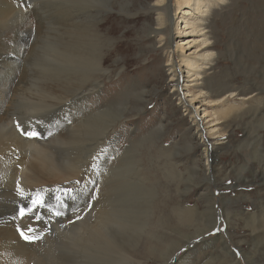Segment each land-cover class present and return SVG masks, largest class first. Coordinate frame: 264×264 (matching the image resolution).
I'll return each instance as SVG.
<instances>
[{
  "label": "rangeland",
  "instance_id": "rangeland-1",
  "mask_svg": "<svg viewBox=\"0 0 264 264\" xmlns=\"http://www.w3.org/2000/svg\"><path fill=\"white\" fill-rule=\"evenodd\" d=\"M195 1L169 0L173 22L171 37L152 32L158 29L157 15L144 10L145 4L152 8L162 5L164 0H124L123 7L111 10L116 18L107 29L112 30L116 41L124 40L119 46V55L108 63L115 65L120 60L117 70L110 74L111 82L120 72L126 69L129 72L124 74L119 89L113 88L111 83L105 85L101 98H108L99 102L122 100L128 83L138 80L147 84L154 95L141 114L124 121L115 143L122 152L135 155L131 162L137 165L134 167L139 168L150 186L149 208L142 211L150 222L147 233L157 235L156 239H151L145 231L143 235H135L138 245L129 246L133 260L126 264H158L160 252L165 248L169 250L172 241L188 237L190 244L178 251L176 264H230L232 258L235 264H264V230L256 232L255 239L251 232L257 222L264 223V0H199L202 10L206 11L203 14L197 10ZM206 4L210 9L204 7ZM204 19L208 20V27L200 32L204 34H193L197 31L192 30V22ZM68 23L69 0H0V124L4 125L5 134L1 138L0 132V139L5 155L7 153L6 161L0 163V244L4 242L0 245V264H123L115 248L121 237L126 238L125 233H120L112 222L104 221L100 225V207L95 203L87 205L100 183L103 167L100 165L96 170L98 175L92 178L96 182L93 189L80 198L74 191L50 190L54 183L47 181L59 177L63 183L73 169L87 161V139L95 134L94 122L93 126L87 121L76 123V128L64 139L44 146L43 154L26 139L31 137L27 133H33L32 126L38 128L37 123L47 117L46 113L51 121V109L84 84L81 72L69 77V63L62 49L69 42ZM149 24L150 31H146ZM205 34L210 38L206 39ZM34 36H42L44 42H36ZM213 44L211 59L214 61L206 63L207 49ZM181 47L185 57L202 59L200 62L207 70L205 77L203 73L198 80L190 81L196 76L190 77L192 73L184 66ZM201 54L206 55L201 57ZM170 62L180 66L177 68L181 95H173L175 78ZM204 78L215 94L208 96L196 91L191 100L186 90L197 84L202 86ZM30 83L36 85L38 93H34ZM189 107L193 114L188 112ZM174 109L176 117H171ZM80 115L82 111L76 113ZM138 117L141 118L136 119ZM161 117L169 129L159 136H149V129ZM103 119L104 116L101 121ZM194 120L200 122L206 133L215 123H219L222 131L216 138L207 135L206 142L219 148L214 159L210 158L213 167L210 177L198 175L196 157L189 151L190 137L194 143L199 140V152L205 149ZM59 126L69 130L64 125ZM19 156L41 172L43 177L39 182L29 179L30 171H20V177L18 174L5 177L12 160L15 162ZM97 157L100 158L99 153L94 155ZM115 164L114 158L110 168ZM56 165L62 169L58 167V171ZM127 173L125 171L124 177ZM109 174L112 179L120 177L119 169H109ZM72 178L73 184L81 182L80 178ZM206 180L211 186L218 220L216 227L198 242L193 241L196 228L192 224L198 225L200 221L191 214V220L185 222L187 226H181L176 210L185 209L187 203L202 207L204 202L197 192L207 186ZM198 182L200 185L193 190ZM123 196L113 191V199H104L107 202L99 204L123 206L128 201ZM183 197L185 200L181 203ZM38 199L44 201L43 206H33V201ZM77 204L84 207L86 216L69 218L66 210ZM224 208L229 219L220 215ZM21 209L25 210L23 215ZM38 212L44 213L34 225L33 216ZM29 227L34 229L29 231ZM21 232L32 239L25 240ZM106 233L114 235L115 244L104 237ZM220 235L224 236L234 256L220 251Z\"/></svg>",
  "mask_w": 264,
  "mask_h": 264
},
{
  "label": "bare ground",
  "instance_id": "bare-ground-1",
  "mask_svg": "<svg viewBox=\"0 0 264 264\" xmlns=\"http://www.w3.org/2000/svg\"><path fill=\"white\" fill-rule=\"evenodd\" d=\"M216 1L219 2L223 0ZM195 4L197 6V10L201 14L206 12L202 10L203 7L201 6V1L196 0ZM213 4H215V2ZM124 5V0H69V42L65 43L62 46V49L64 50L67 61L69 63V77L77 75L78 72H81V74L84 76L85 81L82 87L74 95H69V97H65L64 101L58 100V105H56V107L53 109L50 108L53 113H51V121L49 120L48 113H46L48 118H44L43 116L44 119L37 123L39 129L31 125L33 128L32 132L36 133L37 135H31V137L29 138L27 136L26 139H28L27 143L30 142L31 147L32 145L37 146L40 149V152L43 154L44 146H47L52 142L54 143L55 141H58L61 138L64 139V136L68 132L76 128V123L87 121L88 124L93 126L94 122L95 134L94 136L92 135V137L90 136V138L87 139V161L85 160V163L73 169V172L69 176V178H67V181L62 183V181L58 180L59 177H51L47 181L54 183L50 185L52 186L50 190H53L55 192L65 191L68 193H73L74 191L76 195H80L78 196L80 198L83 196V194L85 195L93 189L96 182L92 178L98 175V171L96 170L99 168V166L101 165L103 167V171L101 173V176L99 177L100 183H97V187L95 188V194L92 198H90L89 202H87V205L92 206L93 203H95L97 206L100 207V216L102 221L100 225H102L104 221L112 222L116 224L120 233H125L126 238L121 237L117 248H115V251L120 256L118 260L123 264H126L127 262H131L133 260L132 256H130L131 253L129 254V246L132 247V245L134 244L133 246L135 247V245H138L135 242V235H143L142 233L144 231L147 233V229L150 226L149 218L143 212V208H149V203H147V195L150 193L151 189L150 186L146 184V178L142 176L139 171V168L134 167L135 163H132L133 160H135V155L131 154L129 151L122 152L120 148L116 146L115 143L117 142L119 132L122 130L124 121L129 117H136L141 114V112L147 108L146 105L153 100L154 95L152 93V89L149 88L147 84L138 80V82H127L129 87L127 88V90H125L124 97L122 100L108 99L106 101L104 100L99 102V99L108 98L107 96L101 98L104 86L111 83L114 84L113 88L118 87L119 89L124 74L129 72L128 69H126V72H120L118 74V78L114 80V82H111L110 74H114V70H117L120 65L118 64L120 60L118 62L116 61L115 65H109L108 63L111 62L113 56L119 55V46L121 45L122 40L118 41L117 39L116 41L112 30L107 29V27L116 18L115 13L111 10H114L115 7L121 8ZM145 5L144 10L147 13L154 11V13H156L157 15L156 23L158 24V29H154L152 32L160 33L162 35H166L167 37H171V29L173 26V22L171 20L172 7L169 4V0H164V3L162 5L154 6L152 8H148ZM180 7L181 4L179 5L178 9ZM204 7L210 9V6L208 4H206ZM184 12L187 13V11ZM175 14H177V12ZM192 24V30L197 31L193 34L202 35L204 34V32H200L203 31L206 27H208V20H195L192 22ZM149 26L150 24L148 25V27H146V31L150 29ZM205 35L206 39L210 38L209 34ZM34 39L36 40V42L39 43L44 42L42 36H34ZM168 40L169 38L165 39V47L168 44ZM214 46L215 45L213 44L207 49L208 61L206 63L214 61L213 59H211L214 53ZM180 50V57L183 58L182 60L185 63L184 66L188 69V73H192L190 77L196 76L190 81L198 80L200 75H202L203 73L205 77L207 70L205 69L206 67H203V64L200 62V60L202 59H197L190 55L185 57L182 54V47L180 48ZM205 55L206 54H201L200 56L202 57ZM123 65H126V63H123ZM177 67L180 68V66H177L175 62H170V69H172L173 79L175 78L173 95H181L182 89V86L179 83V68ZM30 85L34 87V93H38V91H36V85H34V83H30ZM186 91L187 94L191 96V100L193 96L197 93H202L208 96H213L215 94V92L212 91L208 85V79H205L202 86H199L197 84L196 87H189ZM196 91L198 92L196 93ZM50 97H54V95H50ZM91 104L93 105L91 106ZM187 110L190 114L194 113L193 109H191L190 107L189 109L187 108ZM80 111H82V116H76V113ZM176 113L177 110L174 109L171 117H176ZM103 116L104 121H101ZM141 117H138L136 119H140ZM162 119L163 117L160 118L157 124H155L152 128L149 129V136H159L160 134H163L164 131L169 129V125L163 123ZM166 119L170 118L166 117ZM194 123L196 126L197 134H199L203 138L202 142L204 143L203 146H205V149L202 152H199V140L194 143L192 139L193 137H190L189 143L191 145L189 146V151L193 157H196L197 162L195 171L198 173V175L200 173V175L204 178L208 176L210 177V173L213 172V167L211 166L210 158L211 160L214 159V157L217 155L219 148L215 147L214 144L209 145V143L206 142L207 135H214V138H216L217 135L219 136L222 133V131L218 128L219 123L210 125L208 133H206L205 130L202 129L199 121L194 120ZM59 124L64 125L66 128H69V130L66 131L62 129ZM3 127L4 125L0 124L1 138L5 137V134L3 133ZM188 128L190 129L191 125L188 126ZM6 135H8V133H6ZM1 143L2 141L0 139V163H2L4 160L6 161L5 158H7V153L5 155ZM97 153H99L100 158H94V155L96 156ZM12 155L13 157H15L16 153ZM46 157H48V155H46ZM114 158L116 159V164L113 165L112 168H110L109 164ZM12 161L13 163L10 164V169L7 173H5V177H14L17 174L18 177H20V171L21 173L22 171L24 173L30 171L31 174L29 175V179L34 181L35 183L39 182L40 179L43 177L41 172L36 169V167L34 168L32 166H29L25 162V159L23 157L19 156L17 157V159H15V162L14 160ZM50 161H52V159H50ZM52 163H54V161H52ZM201 163L204 164L201 165ZM58 167H60V165H56V169H58ZM60 169H62V167H60ZM60 169H58V171H60ZM109 169H119L120 177L118 180L117 177H115L116 179L114 177L112 179V175L109 174ZM125 171H128V173L126 174L127 176L124 177ZM72 177L80 178L81 182L73 184ZM200 183L201 182L195 183L193 190H195L200 185ZM205 183L207 184V186L204 187V189H202L201 191L198 190L197 192L199 198L204 202L202 207H199L197 203L194 204V207L187 203L188 205H185V209L180 207L178 210H176L177 217L179 218V221L182 224L181 226H187L185 222L187 220H191V214L193 217L200 221L198 225L192 224V226L196 228V232L193 235V238H195V240L193 241L198 240V242L203 241V237L206 235V233L216 227L218 220V214L214 207V198L211 192V186L208 180H206ZM113 191H118L122 193L124 195L123 198L128 201H126L123 206H121L120 204H115V206H112L108 203L104 204L103 202L102 205H100L99 203L101 201H104V199H113ZM183 200H185L184 197L182 198L181 203H184ZM262 210H264V207L262 208ZM148 211L150 210L148 209ZM83 212L84 207L82 208L78 204L70 206V208L66 210V214L69 216V218H81L86 216L83 214ZM43 213L38 212L36 216H33V221L32 219L31 221L34 223V225L40 221L43 216ZM49 214H52V212H49ZM220 215L229 219L225 208ZM153 220H151V222ZM30 229L33 230L34 227L33 229L29 227V230ZM261 229L264 230V223L260 224L259 221L257 222L256 227L251 231L253 234V239L256 238V232L259 233ZM106 231H108V227H106ZM175 232L179 233L180 230L175 229ZM147 235L150 236L151 239L157 238L156 233H147ZM104 237H108L109 243L115 244L114 235H108V233H106ZM189 238L190 237H188L186 240H179L177 242L172 241L170 243L171 247L169 248V250L168 248H165L163 251L160 252L159 257L161 258V260H158V264H176L179 258L177 257V253L181 248H185L188 246V244H190L187 242L188 240H190ZM218 240L220 242V251H223L222 253L224 254H228L229 257L234 256V252L232 253V251L229 250V246L226 245V240L224 236L220 235L218 237ZM1 243L3 244L4 242ZM249 260L251 259H248V261ZM229 263L235 264L233 258L229 260ZM192 264L196 263L192 262Z\"/></svg>",
  "mask_w": 264,
  "mask_h": 264
},
{
  "label": "snow or ice",
  "instance_id": "snow-or-ice-1",
  "mask_svg": "<svg viewBox=\"0 0 264 264\" xmlns=\"http://www.w3.org/2000/svg\"><path fill=\"white\" fill-rule=\"evenodd\" d=\"M27 134H28V135H37L36 133H27ZM66 194H67V193H66ZM37 204L43 206V200H42V199H38V200L33 201V206H35V205H37ZM24 211H25L24 209H21V215L24 214ZM27 211L31 212L32 209H28ZM57 214H59V213H57ZM29 231H31V229H30ZM21 235L23 236V238H24L25 240H30V239H32V237H29L28 235H25L23 232H21Z\"/></svg>",
  "mask_w": 264,
  "mask_h": 264
}]
</instances>
